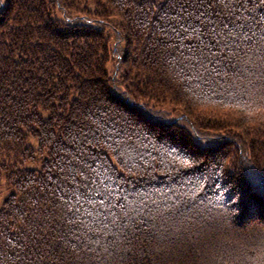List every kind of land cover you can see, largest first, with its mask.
Listing matches in <instances>:
<instances>
[{"label": "trees", "instance_id": "16d2710c", "mask_svg": "<svg viewBox=\"0 0 264 264\" xmlns=\"http://www.w3.org/2000/svg\"><path fill=\"white\" fill-rule=\"evenodd\" d=\"M232 11L0 0V264H264V93L242 75L251 46L232 56L212 32L259 36L264 7ZM77 189L133 208L128 227L85 248Z\"/></svg>", "mask_w": 264, "mask_h": 264}, {"label": "snow or ice", "instance_id": "6c2138e0", "mask_svg": "<svg viewBox=\"0 0 264 264\" xmlns=\"http://www.w3.org/2000/svg\"><path fill=\"white\" fill-rule=\"evenodd\" d=\"M206 2L209 7H212V0H206ZM218 3L223 10L225 19L229 21H231V18L236 15V13L232 11L234 7L244 8L245 5L249 3H251L254 8L264 7V0H239L238 3L236 0H218ZM200 6L202 7L203 4ZM180 7L181 12H183L185 6L181 4ZM205 14L206 13H201V16ZM196 19L199 21L200 16H197ZM256 26L260 32L259 36H257L256 31H253L251 28L244 31L245 25L243 24L232 23L231 26H229L228 23H225L220 32H217L216 28H213V39L215 40L213 47L220 48L222 45L223 50H227L232 56H236V52L232 51L233 46H238L239 44L250 45L251 47L249 49H238L244 53V57L242 58L244 66L242 75L247 73L245 78L251 77L248 79V85L251 88L264 93V18L257 20ZM185 31H191L192 35L197 40L203 35V33L200 32V29L194 26H190L189 29H185ZM250 51L254 55H257V58L260 61L259 64H256L251 60V57L249 56ZM232 67H235V65H232ZM86 179L87 178L85 177V180ZM84 187L87 188L88 185L85 183ZM96 195H102L103 198L99 201L94 197L90 199L88 196L81 194L77 189L73 192L72 197L69 198L72 199L74 197L77 204L83 199L91 205V210H85L84 213H81V208L76 207V204H72L68 207V212L73 213L76 216V220H80L81 215L86 217V219L80 220V228L86 233H92L94 236V239L86 237L89 243L84 244L85 248H88L90 243L99 244L101 239L117 236L124 230V228L128 227V224L125 223V221L131 220L133 218L132 213L135 211L133 208L125 204H120L118 205L120 208V215H116L111 211L114 205L108 202L111 194L97 192ZM109 216L112 217L111 220H109ZM75 222L76 221L73 220L69 221L70 224ZM113 229H116V231H113ZM76 239L79 240L80 237H76ZM104 251L107 253L108 249L104 248Z\"/></svg>", "mask_w": 264, "mask_h": 264}, {"label": "rangeland", "instance_id": "374dc122", "mask_svg": "<svg viewBox=\"0 0 264 264\" xmlns=\"http://www.w3.org/2000/svg\"><path fill=\"white\" fill-rule=\"evenodd\" d=\"M156 1H162V0H156ZM112 63L109 65V69L111 70L112 68ZM164 108V107H163ZM166 110L170 111V112H174L173 108L171 107H167L165 108ZM162 110V109H160ZM171 117H175L174 115H170ZM30 141L33 143L34 146H37V142L35 141V139L31 138ZM11 193V189L8 188L5 180L0 176V207L3 203V201L9 196V194Z\"/></svg>", "mask_w": 264, "mask_h": 264}]
</instances>
